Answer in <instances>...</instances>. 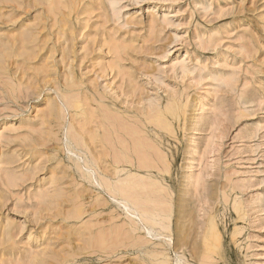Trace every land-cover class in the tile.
I'll list each match as a JSON object with an SVG mask.
<instances>
[{"label": "rangeland", "instance_id": "obj_1", "mask_svg": "<svg viewBox=\"0 0 264 264\" xmlns=\"http://www.w3.org/2000/svg\"><path fill=\"white\" fill-rule=\"evenodd\" d=\"M162 262L264 264V0H0V264Z\"/></svg>", "mask_w": 264, "mask_h": 264}, {"label": "bare ground", "instance_id": "obj_2", "mask_svg": "<svg viewBox=\"0 0 264 264\" xmlns=\"http://www.w3.org/2000/svg\"><path fill=\"white\" fill-rule=\"evenodd\" d=\"M191 220V219H190ZM189 220V221H190ZM192 222V221H191ZM191 228V227H190ZM185 236V235H184ZM184 238V237H183ZM182 239V238H181ZM189 239V238H188ZM183 241V240H182ZM161 264H167V262H162Z\"/></svg>", "mask_w": 264, "mask_h": 264}]
</instances>
